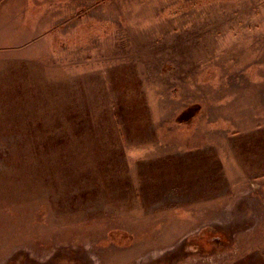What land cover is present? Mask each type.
<instances>
[{
	"label": "rangeland",
	"instance_id": "374dc122",
	"mask_svg": "<svg viewBox=\"0 0 264 264\" xmlns=\"http://www.w3.org/2000/svg\"><path fill=\"white\" fill-rule=\"evenodd\" d=\"M236 238L264 245V0H0V264H259Z\"/></svg>",
	"mask_w": 264,
	"mask_h": 264
},
{
	"label": "crops",
	"instance_id": "0c3cea01",
	"mask_svg": "<svg viewBox=\"0 0 264 264\" xmlns=\"http://www.w3.org/2000/svg\"><path fill=\"white\" fill-rule=\"evenodd\" d=\"M257 242V240H255V242L254 241H252V240H248V244H245V243H243V241H241V240H239L238 238H236L235 240H233V244H232V250H231V252H236L237 253V247H240L241 245L243 246H247V248H245L246 249V251H245V253H244V255H246L247 257H248V254H251V253H253V248H254V251H256L255 252V254L250 258V261H249V263L251 262V261H256V260H259L258 261V263L259 264H264V245H261L260 247H258V248H256L255 247V245L257 244L256 243ZM239 250V249H238ZM239 252V251H238ZM241 253V252H240ZM236 258H237V255L236 256H233V258H232V261L233 262H235L236 261ZM248 259V258H247ZM261 261H262V263H261ZM228 263H230V261H228Z\"/></svg>",
	"mask_w": 264,
	"mask_h": 264
}]
</instances>
